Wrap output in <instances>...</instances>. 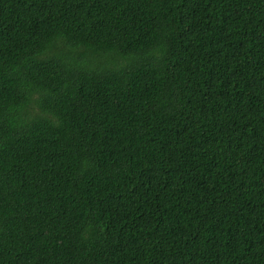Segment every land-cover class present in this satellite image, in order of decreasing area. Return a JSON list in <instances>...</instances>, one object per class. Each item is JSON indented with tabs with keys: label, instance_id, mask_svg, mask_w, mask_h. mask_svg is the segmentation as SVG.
Returning a JSON list of instances; mask_svg holds the SVG:
<instances>
[{
	"label": "trees",
	"instance_id": "trees-1",
	"mask_svg": "<svg viewBox=\"0 0 264 264\" xmlns=\"http://www.w3.org/2000/svg\"><path fill=\"white\" fill-rule=\"evenodd\" d=\"M0 264H264V0H0Z\"/></svg>",
	"mask_w": 264,
	"mask_h": 264
}]
</instances>
